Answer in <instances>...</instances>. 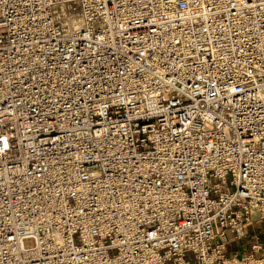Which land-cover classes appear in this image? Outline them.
Segmentation results:
<instances>
[{
    "label": "built area",
    "instance_id": "obj_1",
    "mask_svg": "<svg viewBox=\"0 0 264 264\" xmlns=\"http://www.w3.org/2000/svg\"><path fill=\"white\" fill-rule=\"evenodd\" d=\"M261 223L264 0H0V264H264Z\"/></svg>",
    "mask_w": 264,
    "mask_h": 264
},
{
    "label": "rangeland",
    "instance_id": "obj_2",
    "mask_svg": "<svg viewBox=\"0 0 264 264\" xmlns=\"http://www.w3.org/2000/svg\"><path fill=\"white\" fill-rule=\"evenodd\" d=\"M70 20L71 24L73 25H77L79 23V17L77 16V14H72ZM260 226L264 227V224L261 223ZM26 245H29V242H27Z\"/></svg>",
    "mask_w": 264,
    "mask_h": 264
}]
</instances>
